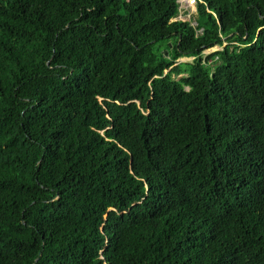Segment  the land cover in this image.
Returning <instances> with one entry per match:
<instances>
[{
	"label": "trees",
	"instance_id": "16d2710c",
	"mask_svg": "<svg viewBox=\"0 0 264 264\" xmlns=\"http://www.w3.org/2000/svg\"><path fill=\"white\" fill-rule=\"evenodd\" d=\"M179 6L0 0V264H264V0Z\"/></svg>",
	"mask_w": 264,
	"mask_h": 264
},
{
	"label": "built area",
	"instance_id": "2783aa9c",
	"mask_svg": "<svg viewBox=\"0 0 264 264\" xmlns=\"http://www.w3.org/2000/svg\"><path fill=\"white\" fill-rule=\"evenodd\" d=\"M176 1L180 5L179 10H181V12H184V14L182 13L179 14L178 19L181 21L190 22L191 15L195 11L197 0H176Z\"/></svg>",
	"mask_w": 264,
	"mask_h": 264
},
{
	"label": "rangeland",
	"instance_id": "374dc122",
	"mask_svg": "<svg viewBox=\"0 0 264 264\" xmlns=\"http://www.w3.org/2000/svg\"><path fill=\"white\" fill-rule=\"evenodd\" d=\"M191 23L194 25L193 22H191ZM213 50H217V48H214V49L209 50V51H205L204 54H208V53L212 52ZM190 61H191V58H188V59H181L179 62H190Z\"/></svg>",
	"mask_w": 264,
	"mask_h": 264
}]
</instances>
